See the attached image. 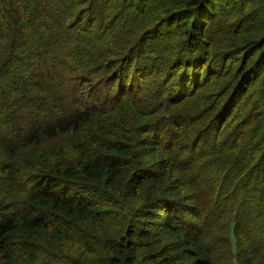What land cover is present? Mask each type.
I'll return each instance as SVG.
<instances>
[{"label": "trees", "instance_id": "1", "mask_svg": "<svg viewBox=\"0 0 264 264\" xmlns=\"http://www.w3.org/2000/svg\"><path fill=\"white\" fill-rule=\"evenodd\" d=\"M0 264H264V0H0Z\"/></svg>", "mask_w": 264, "mask_h": 264}]
</instances>
